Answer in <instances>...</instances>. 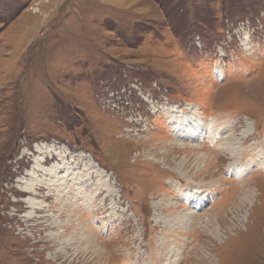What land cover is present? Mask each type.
I'll return each instance as SVG.
<instances>
[{
    "label": "rangeland",
    "instance_id": "1",
    "mask_svg": "<svg viewBox=\"0 0 264 264\" xmlns=\"http://www.w3.org/2000/svg\"><path fill=\"white\" fill-rule=\"evenodd\" d=\"M263 156L264 0H0V264H264Z\"/></svg>",
    "mask_w": 264,
    "mask_h": 264
},
{
    "label": "bare ground",
    "instance_id": "2",
    "mask_svg": "<svg viewBox=\"0 0 264 264\" xmlns=\"http://www.w3.org/2000/svg\"><path fill=\"white\" fill-rule=\"evenodd\" d=\"M232 87V86H231ZM229 88H230V86H229ZM234 88V87H233ZM221 90H222V88H221ZM220 91V90H219ZM219 91H218V93H219ZM177 108V107H176ZM178 110V108L176 109V110H174L173 112H172V117H171V115H170V118H172V120H174V123L177 125V127H178V131L180 132V135L182 136V138L183 139H191V138H193V135H194V131L196 130V128H197V122L193 119L195 116L194 115H191V114H183V113H181L179 110ZM224 134V133H223ZM248 133L247 132H245V131H243L242 132V138L245 136L246 137V135H247ZM231 135V134H230ZM232 136V135H231ZM248 137V136H247ZM224 139L225 140H227V141H229L231 138H230V136H226V137H224ZM232 140V139H231ZM234 142V141H233ZM232 142V143H233ZM230 143V142H229ZM225 144H227V142H225ZM236 144H237V142H236ZM234 150H236L235 148H233V144H228L227 146H225V148H224V151L225 152H227L228 153V155H230V157H232L233 156V153H234ZM260 157H261V155H260ZM264 157V156H263ZM238 158V157H237ZM74 164V163H73ZM90 165L92 166V164H91V162H90ZM36 167V166H35ZM41 170H42V172L44 173V169L42 168V167H39ZM76 168V167H75ZM51 169H49V171H47V173L45 174L46 175V177L48 176V177H52V176H50L51 175ZM73 171V170H72ZM89 171H90V173H92V172H98L97 171V169H95V168H93V167H91L90 169H89ZM88 171V172H89ZM41 172V171H40ZM63 173V172H62ZM68 173V172H67ZM81 173V172H80ZM60 174V173H59ZM76 174V173H75ZM82 174V173H81ZM45 175L42 177V179H39L38 181H41L42 183H45L43 180H44V177H45ZM61 175V176H60ZM59 176V178L57 179V180H54L55 182H54V184H56V186H55V189H57V186H60L59 184H62V182L64 181V179L66 178L67 179V175H66V173H63V174H60ZM96 175H97V173H96ZM66 176V177H65ZM83 176H85V175H83ZM54 177H58V174H56L55 176H53V178ZM74 177V176H73ZM94 177V176H93ZM41 178V177H40ZM83 178V177H82ZM31 181L29 182V183H25V191L26 192H28V194H30V193H32V191H33V189L37 186V184L35 183V179H34V177L32 176L31 177ZM65 179V180H66ZM73 179V178H72ZM90 179H92V178H90ZM97 179H98V177H97ZM53 180H51V182H53ZM84 180V179H83ZM87 180V179H86ZM47 181V180H46ZM69 181V180H68ZM50 182V181H49ZM85 182V181H84ZM98 182L100 183V186H103V181H99L98 180ZM64 183V182H63ZM81 183V182H80ZM87 184V183H86ZM50 185V184H49ZM62 185H64V184H62ZM79 185V184H78ZM83 185V184H82ZM45 186V185H44ZM91 186V185H90ZM87 187V186H86ZM75 188V187H74ZM91 189V188H90ZM249 189V188H248ZM62 190V189H61ZM70 190V189H69ZM76 190H78V189H76ZM245 190V189H244ZM77 192L78 191H75L74 192V194H75V196L77 195ZM90 192V191H89ZM62 193V192H61ZM86 193V192H85ZM94 193V192H93ZM70 194H72V193H70ZM73 194V195H74ZM96 194H98V191H96L95 192V195ZM100 194H98L97 196H96V198L99 196ZM92 196V195H91ZM95 197V196H94ZM69 198H71V197H69ZM95 198V199H96ZM92 199V198H91ZM74 202V201H73ZM60 203V202H59ZM70 205V204H69ZM170 205V204H169ZM74 206V205H73ZM76 208V207H75ZM104 208V207H103ZM74 210V209H73ZM176 216V215H175ZM73 219V218H72ZM89 239V238H88ZM94 242V241H93ZM89 245H90V243H89ZM68 247V246H67ZM88 247V246H87ZM95 248H96V245H95ZM84 251V250H83ZM85 252V251H84ZM96 253V252H95ZM97 255V254H96Z\"/></svg>",
    "mask_w": 264,
    "mask_h": 264
},
{
    "label": "trees",
    "instance_id": "3",
    "mask_svg": "<svg viewBox=\"0 0 264 264\" xmlns=\"http://www.w3.org/2000/svg\"><path fill=\"white\" fill-rule=\"evenodd\" d=\"M246 10H247L248 12H250V13H254V11L251 9L250 6H247V7H246ZM238 14H239V12L235 14V15H236V18H237V15H238Z\"/></svg>",
    "mask_w": 264,
    "mask_h": 264
}]
</instances>
